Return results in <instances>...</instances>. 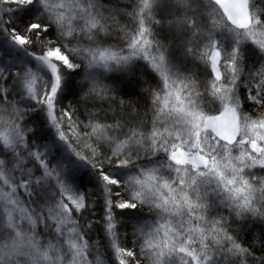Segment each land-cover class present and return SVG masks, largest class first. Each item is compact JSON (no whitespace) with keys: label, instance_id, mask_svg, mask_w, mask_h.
Segmentation results:
<instances>
[{"label":"snow or ice","instance_id":"obj_1","mask_svg":"<svg viewBox=\"0 0 264 264\" xmlns=\"http://www.w3.org/2000/svg\"><path fill=\"white\" fill-rule=\"evenodd\" d=\"M0 264H264V0H0Z\"/></svg>","mask_w":264,"mask_h":264}]
</instances>
